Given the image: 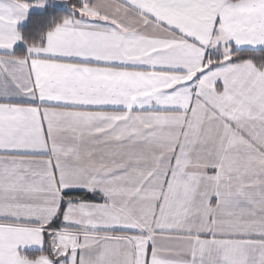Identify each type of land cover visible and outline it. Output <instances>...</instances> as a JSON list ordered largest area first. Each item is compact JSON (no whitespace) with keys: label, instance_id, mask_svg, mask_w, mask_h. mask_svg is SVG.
<instances>
[{"label":"snow or ice","instance_id":"snow-or-ice-1","mask_svg":"<svg viewBox=\"0 0 264 264\" xmlns=\"http://www.w3.org/2000/svg\"><path fill=\"white\" fill-rule=\"evenodd\" d=\"M0 264H264V0H0Z\"/></svg>","mask_w":264,"mask_h":264}]
</instances>
